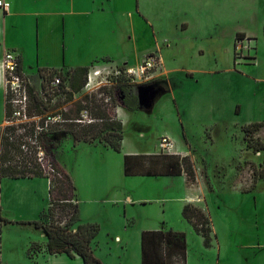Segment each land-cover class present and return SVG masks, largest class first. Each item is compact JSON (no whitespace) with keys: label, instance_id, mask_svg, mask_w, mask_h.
Masks as SVG:
<instances>
[{"label":"crops","instance_id":"crops-1","mask_svg":"<svg viewBox=\"0 0 264 264\" xmlns=\"http://www.w3.org/2000/svg\"><path fill=\"white\" fill-rule=\"evenodd\" d=\"M8 1L11 3L10 9L5 12L0 10V57L4 48L13 50L20 56L22 70L28 76H38L40 68L57 70H70L79 66L90 68L104 61H112L120 65H136L148 53L156 51L161 55L163 70L152 81L139 86L140 108L137 110H129L123 106L116 108L117 117L122 121L124 128L121 151H116L102 142H77L78 145L87 146L88 159L97 155L104 165L115 160L119 170H122L123 175L126 176L127 184L131 180L133 183L130 186H120V179L114 180L112 176L104 177L96 173L97 171L88 173L84 177L83 192L77 187L74 178L73 181L83 222L113 223L110 214L112 210L105 205L110 203L117 208L123 207L124 218L121 224L125 228H127L125 224L130 219L127 216L129 207L136 203L147 205L148 201L152 200L150 195L144 194L135 199L130 190L139 183L157 184L159 195H154L155 201L151 203L160 204L162 212L159 221H154L140 231L141 264H152L156 255L158 232L168 230L185 234L184 256L185 264H188L187 233L192 232L194 228L184 218L183 208L190 203L202 208L210 215L207 206L208 204L210 206V202L212 204L213 201L208 200L209 187L200 175H196V181L191 182L182 167L181 159L184 156L190 157L195 164H199V159L203 158L201 154H196L197 146L190 135L186 119L188 116L204 118V125H207L206 135L210 138L208 128H213L222 122L230 112L236 116L243 115L244 102L243 97L230 101L225 93L218 94L217 83L216 81L214 83V80L216 73L222 72L223 69H218L217 61L208 67L187 64L175 67L168 57L164 56L161 46L167 42V46L163 48L167 53L178 54L176 49L182 48L185 54L189 56L193 54L198 59L204 58L209 52H217L218 49L226 50L228 47L231 49V69L234 72L236 37L247 34L257 39V36L262 34L264 40V0H166L168 27L166 30L163 29L164 31L157 27L140 0ZM226 3L237 9L242 6L241 12L246 8V14H237L239 19L248 18L250 11L259 10L257 27L252 30L246 26L247 24L228 27L224 21L226 18H221L215 12L216 7ZM251 4L254 6L253 10L250 9ZM149 28L151 30L148 33ZM227 30L230 32L228 40L225 39ZM143 33L147 38L142 36L139 39L137 35ZM255 60L256 55L247 66L256 64ZM174 75L177 76L176 79ZM177 80L182 83L183 90L176 88ZM144 86L156 89L155 95L148 103L143 99ZM165 91L169 92L167 97L170 103L167 110L157 111L154 121L163 126L161 136L169 135L176 140V148L179 152L177 155L162 152L159 146L160 139L155 142L152 150H146L140 146L141 137L149 126L147 115L155 111L157 99L160 93ZM2 104L4 119L0 121V127H3L5 123V101L0 89V105ZM263 121H252L248 124H263ZM131 126L135 134V136L132 134V139L130 138ZM28 179L35 180V178ZM35 181H41L44 189H49L48 178ZM97 187H106L110 192L95 193ZM114 188H117V191L113 190ZM232 190L238 199L244 197L242 193L249 192V190ZM210 211L215 216L212 208ZM170 212H173L175 217L169 216ZM230 213L226 212V215ZM101 217L104 219L100 220ZM176 223L185 224L177 227ZM212 228L213 242L206 248H209V251L214 249L218 251L217 234L213 224ZM36 229L42 231L40 237L43 241H35L32 244H41L43 248L41 252L33 253V255L29 252V257L33 258L35 263L39 264L42 260L48 264H84L83 259L78 255L70 257L65 253L52 255L45 252L47 236L41 228L36 227ZM230 233L227 245H232L237 264L264 262V256L247 255V249L250 248L246 242L248 231L239 228ZM97 236L93 247L97 245ZM172 249L180 250L175 246H172ZM144 251H146L145 259ZM41 254L52 256H40Z\"/></svg>","mask_w":264,"mask_h":264},{"label":"rangeland","instance_id":"rangeland-1","mask_svg":"<svg viewBox=\"0 0 264 264\" xmlns=\"http://www.w3.org/2000/svg\"><path fill=\"white\" fill-rule=\"evenodd\" d=\"M140 2L143 7L145 6L157 27L161 31L166 30L168 27L166 0H140ZM244 6L246 7V5ZM250 6V9L253 10L254 6L252 4ZM215 9L221 18H226L224 21L228 27L247 24L246 26L252 30L257 27V23L259 24V10L250 11L248 18L239 19L237 14H246V8L241 12L242 6L237 9V7L226 3ZM140 22L142 24L141 20ZM150 30L149 28L147 32L149 33ZM144 34L137 36L139 39L142 36L146 39L147 36ZM226 34L225 39L228 40L230 32L227 30ZM257 37L256 64L247 66V61H244V66L240 65L242 69L235 68L234 72L231 69V49L228 47L226 50L218 49L217 52H209L204 58L198 59L193 54L191 56L185 54V50L182 48L176 49L178 54L167 53L163 49L167 46V42L161 46L162 53L175 67L186 64L208 67L217 61L218 69H223L222 72L216 73L214 80V83L215 81L217 83L218 94L225 93L230 101L243 97L242 101L244 102L243 115L236 116L234 113L228 112L229 114L223 118L222 122L213 128H208L211 139L206 135L207 125H204V118L188 116L186 119L190 135L194 138L197 146L196 154H201L203 157L199 159V164L194 163V169L196 175H200L209 187L210 198L208 200L213 202L212 204L210 202L211 207L208 204V210H206L210 213L219 247L218 251L214 249L215 251L210 250L212 251L210 253L209 248H206L204 244L203 237L193 229L192 232L187 233L188 264H237L235 252L232 245H227V239H229L231 231L239 228L249 232V235H246V242L250 246L247 249V255L264 256V181L260 178L255 179L256 170L264 163V149L257 151L254 149V146L264 144V121L257 130L249 129L247 133L243 130L244 125L249 122L264 120V40L262 34ZM145 43H147L146 40ZM239 71L241 72L238 73ZM118 76L111 73L109 79L113 81ZM29 77L33 81L35 90H38L39 77H34V75ZM173 77L176 79L177 76ZM150 81L152 80L142 83L147 84ZM176 82V88L183 90L182 83L178 80ZM98 90L99 88L87 89L84 86L74 97L80 99L85 94L96 93ZM155 93L154 87H143V99L147 103L151 101ZM168 95V91L160 93L155 104V111L153 110L152 114L147 115L149 126L142 135L140 143V146L146 150L154 149L155 142L160 139L163 133L162 124L155 122L154 119L157 111L167 110L168 103H170ZM60 96L62 97L61 102H63L65 99L63 93L52 95L49 102L50 109L45 111L43 117L34 115L37 122H45L48 116L65 108V104L57 105L59 104L57 98ZM3 117L4 107L2 104L0 105V121L4 119ZM6 125L7 122H5ZM172 129L175 130L174 127ZM22 130L23 128L19 132ZM130 131L132 139V134H134L132 126ZM174 141L176 142V140ZM20 157H16V159L20 161ZM56 159L72 174V179L74 178L77 187L82 192L85 190L84 177L93 171H97L96 173L104 177L112 176L114 180L120 179V186H130L133 183L131 180L127 184L128 180L125 181L126 176L123 175L122 170H119L115 160L104 165L97 155L88 159L87 146L85 144L78 145L72 138L64 140L61 148L56 152ZM44 160L50 163L51 157L46 155ZM33 178L39 180L45 177ZM35 180L0 177V264H37L33 258L29 257V249L35 247L33 242L43 241L40 237L42 231L36 229L31 222L37 220L42 209L48 206L50 194L49 189H44L41 181ZM156 186L157 184L153 183H139L133 186L130 192L135 199L144 194L150 195L151 201H155L154 195H159ZM232 189L251 191L242 193L244 197L238 199L237 195L232 193ZM113 190L117 191V188ZM108 192L110 190L106 187H97L95 193ZM151 201H148L147 205L136 203L129 207L127 216L130 219L125 224L127 228L121 224V220L124 218L123 207L117 208L114 204H105L106 208L112 210L110 214L113 223L97 222L100 225V231L96 239L97 245L94 246L95 254L103 264H141L140 231L154 221H159L162 212L161 205L156 202L151 203ZM210 208L215 216L211 213ZM226 212L231 213L227 216ZM169 216L173 218L175 214L170 212ZM103 219L100 218V220ZM183 224L185 223H176V226L182 227ZM40 256L52 255L41 254ZM39 264L48 263L41 260ZM258 264H264V262Z\"/></svg>","mask_w":264,"mask_h":264},{"label":"trees","instance_id":"trees-1","mask_svg":"<svg viewBox=\"0 0 264 264\" xmlns=\"http://www.w3.org/2000/svg\"><path fill=\"white\" fill-rule=\"evenodd\" d=\"M88 71V66H79L70 70L39 69L38 77L43 78L45 82H48L54 74L61 77L59 90L53 95L63 93L65 99L61 102L62 97L57 98L59 103L57 105L66 106L63 110L51 114V116L60 115L61 118L49 122L47 127L44 121L40 123L36 120L26 124H9L0 127V177L48 178L49 204L39 218L31 222L37 228H41L47 236L45 252L52 255L65 253L70 257L78 255L83 259L84 264H103L96 256L93 247L100 225L96 222L82 221L75 183L65 166L56 159V152L66 138H72L75 143L102 142L116 151H121L124 128L122 121L117 117L116 108L123 106L129 110L139 109L141 104L138 89L144 83L132 82L122 73L109 86L103 85L98 92L75 99L74 95L85 86ZM30 90V115L43 117L45 111L50 109L49 102L52 95L48 93L45 99L39 95L34 86ZM11 115L12 107L5 104V119H9ZM38 126L42 129L38 130ZM260 126L262 123H251L245 125L243 130L247 133L249 129L257 130ZM22 128L23 130L19 132ZM39 147L51 157L50 163L40 160ZM254 149L256 151L264 149V144L254 146ZM19 156H21L20 161L16 159ZM181 160L188 180L195 182L196 172L193 161L188 156H184ZM255 176V179L260 178L264 181V163L256 170ZM182 213L195 231L203 237L205 246L210 247L213 242L210 215L190 203L184 206ZM158 233L156 255L152 264H175L174 256H180L185 261V234L172 230ZM34 246L33 249L30 248L31 255L41 252L43 248L37 243ZM172 246L180 250L175 251ZM144 254L145 259L146 251Z\"/></svg>","mask_w":264,"mask_h":264},{"label":"built area","instance_id":"built-area-1","mask_svg":"<svg viewBox=\"0 0 264 264\" xmlns=\"http://www.w3.org/2000/svg\"><path fill=\"white\" fill-rule=\"evenodd\" d=\"M10 6L11 3L8 0H0L1 11H8ZM256 45L257 39L253 36L246 34L236 37L234 44L235 68L241 70L242 67L240 65L244 66V61H247V64H249L254 59ZM163 67L161 55L156 51L146 54L143 60L136 65H120L112 61H104L94 64L89 68L85 88L98 89L103 85L112 83V80L109 79L111 73L116 75L124 73L132 82L153 80L163 70ZM39 81V89L36 91L45 99H47L48 93L53 95L57 92L61 85V77L58 74H54L48 82H45L43 78H39ZM33 86L32 79L22 70L20 56L13 50L4 48L3 54L0 57V89L5 104H9L12 107L11 117L5 119L7 125L26 124L35 120L37 115H30V88ZM84 116L86 117V115ZM60 118V115L48 116L44 122L45 127H47L49 122H55L60 120ZM37 129L41 130L42 127L38 126ZM159 146L164 153L179 154L175 141L169 135H162L160 137ZM38 156L40 160L45 159L46 153L41 147L38 148ZM173 261L175 264H185L184 259L180 256H174Z\"/></svg>","mask_w":264,"mask_h":264},{"label":"water","instance_id":"water-1","mask_svg":"<svg viewBox=\"0 0 264 264\" xmlns=\"http://www.w3.org/2000/svg\"><path fill=\"white\" fill-rule=\"evenodd\" d=\"M139 92V91H138Z\"/></svg>","mask_w":264,"mask_h":264}]
</instances>
